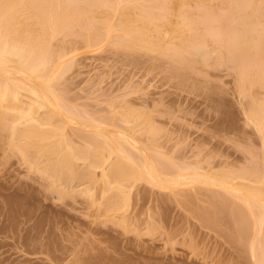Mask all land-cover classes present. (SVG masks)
<instances>
[{
    "label": "rangeland",
    "instance_id": "rangeland-1",
    "mask_svg": "<svg viewBox=\"0 0 264 264\" xmlns=\"http://www.w3.org/2000/svg\"><path fill=\"white\" fill-rule=\"evenodd\" d=\"M226 8L232 10L233 5ZM132 37L125 35L121 39L123 43L117 44L113 36V40L88 47L87 37L79 32L58 35L51 42V49L55 54L58 51L66 55L58 62L63 63L60 65L63 70L56 66L59 58L55 60L54 55L50 60L55 61L57 72L47 68L46 75L53 76L55 72L50 87H45L48 91L41 90L38 87L41 81L34 77L25 74L17 77V73H12L39 90L46 101L65 108L59 116L49 117L48 107L37 111L31 106L37 111H33L35 117L41 115L42 120L47 118L45 121L49 117L48 123L40 126L42 130L61 125L68 144L78 151H87L85 159L79 157L74 162L76 170L85 172L94 165L96 156L107 153L100 148L104 141L101 133L113 138L115 133L122 132L131 140L137 139L138 150L145 153L148 164L158 168L157 171L164 169L168 177L175 169L173 164L188 161V164L194 162L192 165L202 164L205 170L209 166L206 171L201 169L202 172L215 174V178L222 176L231 184L242 182V178L236 181L235 177L247 175L255 168L263 177L255 181L264 182V131L249 117L251 97L262 101L264 90L248 86L242 89L247 84L240 81L236 62L225 54L221 58L222 53L218 57L221 54L212 45L209 46L214 50L200 46L202 49L198 48L195 55L185 54L180 60L167 51L135 48L130 44ZM49 89L58 98L56 104L51 95L49 98ZM22 105L30 108L28 102ZM127 108L139 113L137 125L121 120ZM68 109L75 117L67 113L75 119L65 116ZM43 112L47 117L43 118ZM25 125V119L16 121V129ZM150 126L154 131L147 133ZM6 128L0 130V264H253L260 260L251 258L248 248L254 236L263 239L260 243L264 245V222L262 228L258 227L260 231L257 227V232L252 230L253 220L244 214L247 209L238 199L239 191L227 194L219 186L212 188L198 182L192 186L166 184L162 188L145 180L128 182L133 189L126 191L127 182L120 181V187L115 185L114 177L105 180L111 181L110 185L103 182L100 167H91L88 171L94 173L90 177L56 179L50 176L55 171L41 170L48 157L39 154L40 157L37 146H29L27 154L20 151L31 139L16 133L12 136ZM89 138L99 148L92 150L86 143ZM53 141L54 138L48 142L53 144ZM122 166L131 168L128 162ZM160 173L158 177L165 181L166 175ZM248 180L243 183L256 185ZM219 192L226 194L222 196ZM112 202L117 207H111ZM231 203L243 208L240 211L245 210L241 213L246 218L236 220L237 217L231 216L228 222L230 217L224 214L227 211L230 216ZM243 219L251 224L239 226ZM243 226L250 227L251 230H246L252 233L247 236ZM239 227L243 228L244 241L237 238ZM263 256L264 251L261 257L264 262Z\"/></svg>",
    "mask_w": 264,
    "mask_h": 264
},
{
    "label": "bare ground",
    "instance_id": "bare-ground-1",
    "mask_svg": "<svg viewBox=\"0 0 264 264\" xmlns=\"http://www.w3.org/2000/svg\"><path fill=\"white\" fill-rule=\"evenodd\" d=\"M229 5H233L232 10H229L231 8H226L229 7ZM66 32H79L85 35L87 37L86 42L88 47H92L110 38H112V40L115 38L114 42L116 41L117 44H121L124 41L121 42L122 37L124 38L125 35L132 34V40L129 42L135 48H142L147 51L151 50L150 52L159 51L165 53L167 51L166 53L170 52L174 54H171L172 56L176 57L177 55L179 58L185 54L195 55L194 53L198 48H201L200 46H204L203 48L205 49L211 48L209 45H212L215 50L213 47L211 50L215 52L217 50L220 54H223L222 56V54L219 55L217 53L219 55H217L218 57L222 56L221 58L224 59L225 54L227 57L231 58V61L238 62L237 64L235 63V65L240 73V81L242 84H247L246 86H242L241 84L242 89L246 87L244 89L246 90L248 86V88L259 87L264 90V0H0V130L2 129L3 131V128L7 129L6 127H8L12 136L16 133V136L31 139V142L24 143L25 145L21 146L22 148L20 151L22 153L27 154L31 147L37 146L38 155L41 154V156L48 157V161L45 162L47 164L44 166L41 165V170L46 173L51 170L55 171V174H51L50 176L56 179L62 177V180L63 178H65L64 180H73L74 178H80V175H83V177H90L93 171L91 170L92 172L90 174L88 170L92 169L91 167H100V177L104 179L103 182H107L105 180H107L108 177H114L117 183L115 185H118V187H120V181L129 184L128 182L145 180V182H149L151 185H159L158 187L162 186V188H165L167 185L171 187L178 186L180 183H183L184 186H189L198 182V184L219 186L223 188V191L227 194H231L233 190L239 191L240 196H238V199L247 209V212L245 210L242 211H245V216L249 214V216L252 217L250 220H253L251 221L253 223L250 225V220L243 219L244 221H248H239L238 225L250 223V227L253 226L252 230H256L255 232H257L255 227H261L264 222V182H260L262 180L259 182L258 180L255 181V178L258 179L257 177H261V175L255 171V168L254 170H252L253 168L249 169L252 171H249L247 175L240 174L241 176L234 177L235 180L238 178L237 180L239 181V178H242L243 181L248 178L249 182H255L257 186L244 184L243 181L231 184L228 182V179L222 176L215 178L216 176L213 177L215 174L210 175L211 173L207 174V172H202V170L206 171L209 166H207L206 170L202 169L201 166L203 165L200 162L201 166L197 164L192 165L194 162L188 164V161H183L182 165L181 163H178L179 165L173 164L175 167V172L174 170L172 171L174 175L172 174L171 177H168L165 173L167 171L164 169L157 171V167V169H155V167H152V164H148L147 161L149 160L148 158L146 159L145 153L143 152L144 154H142V151L140 150V152L138 150V145L136 143L137 139L135 140L133 138L135 141L133 139L131 140L126 134L117 132L115 133L116 137L114 136L113 138H110L108 134L105 135L101 133L100 136L103 137L104 141L100 144V148L102 150H107V153L96 156L93 161V166L88 162L91 167L87 166L85 168L88 169L89 167V169L85 171L86 173L84 169L83 171L80 170V172L77 171L78 169L76 170L74 162H76L79 157L85 159L86 157L83 156L86 155L85 153L87 151H78V149H74L70 145V142L68 144V137L64 134V128H60L62 127L61 125L58 126V128L52 129L42 130V127L40 128L43 123L45 124L49 120V117L54 116L53 114L59 116V114L64 113L63 111H65V108L56 104L58 98L55 99V95L51 94L52 90L49 89L51 92H49L48 95L49 98L51 95L52 100L53 98L55 99L53 103L56 105L46 101L39 90L36 91L32 89L29 85L24 83V81L15 77H18L20 74L24 76L25 74L29 76L28 78L34 77L38 81L40 80L41 83L38 87L41 90H45V87H50V83H52L51 80H53L55 76V72L53 76L46 75V71L49 69L53 72L55 66L53 65L55 61L52 63L50 60H53L52 57L55 55V60L56 57L59 58V61L56 60V66L58 65L61 68L62 66L60 65L63 64H60L62 62L61 58L66 55V53H63L65 55L59 54L58 51H56L57 54H55V50L53 51L51 49L53 46L51 42L55 37ZM205 51L209 52L210 50L208 51V49H206ZM180 60L182 59L180 58ZM216 61H218L217 58ZM219 61L221 60L219 59ZM251 61H253V64H255V61L256 64L257 62L258 64L254 66ZM58 62L60 63L58 64ZM49 63H51V65ZM61 69L63 70V68ZM49 70L47 72H49ZM13 71L17 73L15 76L12 74ZM26 76L22 78H27ZM45 91H48V89ZM249 95L250 94H248V96ZM23 97L28 98L29 101H25ZM251 99L252 104L249 108V117L256 120L258 127L262 128L261 130L264 131V96L261 98V103L259 100L253 99V97H251ZM25 102H28L30 108L26 109L22 105V103L24 104ZM31 106L36 109H43L45 106L46 108L48 107V111L50 112V114H48L47 111V114L50 115L48 120L45 121L47 119L45 118L47 117L46 111L43 112L45 113L43 116L45 122L42 120L41 115L38 117L36 115V118L34 116L35 114H33L35 109L32 110ZM67 112H70L75 117L74 113L69 111V109L66 111L67 115L65 116L71 115ZM138 114L139 113L131 109L126 110V112L122 114L121 120L124 123L135 126L138 124ZM40 116L42 122L38 120ZM71 116L67 118H72L73 116ZM74 117L72 120L75 119ZM22 119H25L26 125L23 128L16 129L18 127L16 126V121ZM95 121L97 120L95 119ZM95 121L93 120V122ZM73 122L74 121H72V124H74ZM52 123L49 121V124ZM153 131L154 129L150 126L147 133ZM127 134L129 135V132ZM152 134L153 133H151V135ZM64 135L67 140H65ZM129 136L131 137V135ZM53 138V144H50L48 141ZM89 139L90 140L87 141L84 140L91 146L92 150L97 147L99 148L94 139ZM29 146L31 147L28 148ZM160 153L161 152H159V154ZM159 154L158 156H161ZM49 156H55V158L50 159ZM124 162L130 163L131 168L123 167L122 163L124 164ZM153 164L155 165L154 162ZM211 169L209 168L208 170ZM212 170L210 172H212ZM158 172L161 175L164 173L168 178L165 176V181H161L162 179H160V176L158 177ZM86 174H89V176ZM226 177L230 178L229 175ZM260 179H263V177ZM107 183L110 185L111 181ZM131 184H129V187L127 186L128 188L125 189L126 191L127 189L131 191ZM133 187L135 186L133 185ZM214 190L212 193H214ZM217 191L218 190H216V194H218ZM125 193L128 194L127 192ZM216 194H212V196ZM220 194L223 196L222 193ZM216 197L218 198L219 196ZM223 198L224 197H222V199ZM216 201L217 200H215V202ZM115 203L112 204L113 206L111 207L116 206ZM123 205L124 203L122 206ZM236 205L237 206H234L232 203L229 205L231 207L229 208L230 216L227 215V209L224 210L226 211L224 215L230 217L228 222L233 218L231 216H234V218L237 217L236 220L241 217L240 220H242L243 215L240 209L243 208H239L240 206H238V204ZM225 206L227 207V205ZM218 209L220 211V208ZM214 212V214L217 215L216 211ZM245 216H243V218H246ZM214 221L212 222L214 223ZM218 223H220L219 220ZM243 227L247 232V236L252 233V231H250L251 233L249 234L248 230H251L250 227L249 229L246 226ZM239 228H237L239 229L237 238L239 237V240H243L244 231L243 228L242 230L241 227ZM234 230L236 232V229ZM258 231H260V228H258ZM259 234L261 235V233ZM251 240V242L250 240L248 241L250 242L248 249L252 256L251 258H255V260L257 257L260 258V260H258L259 262L254 261L255 263L253 262V264H263L264 262L261 257L262 251L264 250L261 249V247L263 248L264 245L260 243L263 242V239H260V241L254 236ZM257 240H259V242ZM260 245L262 246L260 247Z\"/></svg>",
    "mask_w": 264,
    "mask_h": 264
}]
</instances>
